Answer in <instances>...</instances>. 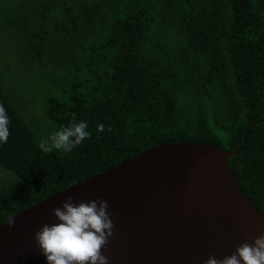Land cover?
<instances>
[{
    "label": "trees",
    "instance_id": "obj_1",
    "mask_svg": "<svg viewBox=\"0 0 264 264\" xmlns=\"http://www.w3.org/2000/svg\"><path fill=\"white\" fill-rule=\"evenodd\" d=\"M172 1H13L12 15L3 23L12 30L8 36L14 37L22 64L58 89L46 98L47 119L59 129L75 114L88 123L91 137L71 153H43L0 87V104L10 120L8 141L0 143V166L18 180L15 190L0 197V223L151 145L192 140L231 151L241 141L230 165L241 191L264 214V0H223L219 42L233 90L244 104L230 124L218 122L203 99L191 118L169 110L168 97L180 94L170 89L182 79L160 63L143 61L145 46L151 48L160 33L156 25L165 21L160 8ZM176 1L190 37L187 60L196 68L200 32L190 23L189 0ZM188 82L201 93L196 76ZM98 123L105 125L103 132Z\"/></svg>",
    "mask_w": 264,
    "mask_h": 264
},
{
    "label": "water",
    "instance_id": "obj_2",
    "mask_svg": "<svg viewBox=\"0 0 264 264\" xmlns=\"http://www.w3.org/2000/svg\"><path fill=\"white\" fill-rule=\"evenodd\" d=\"M240 143L234 151L200 140L151 145L34 202L0 223V264H48L35 233L60 222L54 209L68 197L76 205L107 201L109 264H205L231 255L264 234V214L230 165Z\"/></svg>",
    "mask_w": 264,
    "mask_h": 264
},
{
    "label": "rangeland",
    "instance_id": "obj_3",
    "mask_svg": "<svg viewBox=\"0 0 264 264\" xmlns=\"http://www.w3.org/2000/svg\"><path fill=\"white\" fill-rule=\"evenodd\" d=\"M13 1L0 0V87L29 129L37 137L46 138L53 130H58L46 117V98L51 93L57 94L58 89L52 85V79L46 80L38 75L34 78L22 64L14 46L15 39L8 36L12 30L4 27L3 23L12 15L10 6ZM189 2L192 6L190 23L200 32V40L194 51L197 71L195 67L191 68L187 60L190 37L181 24L184 10L176 0L160 8L165 21L156 25L160 33L151 43V48L148 44L145 46L149 50L143 52V61L160 63L182 79L170 89L180 94L174 98L168 97L169 110L180 115L184 113L187 118H191L198 102L203 99L218 122L230 124L243 112L244 104L233 90L231 75L219 42L223 33L225 2ZM146 56L151 58L146 59ZM193 75L197 77L200 94L198 88L188 82ZM17 186V178L0 166V197L12 192Z\"/></svg>",
    "mask_w": 264,
    "mask_h": 264
},
{
    "label": "clouds",
    "instance_id": "obj_4",
    "mask_svg": "<svg viewBox=\"0 0 264 264\" xmlns=\"http://www.w3.org/2000/svg\"><path fill=\"white\" fill-rule=\"evenodd\" d=\"M9 124L7 111L0 104V143L8 141ZM104 129V124H97L98 131ZM90 137L88 123L78 121L73 114L67 126L53 130L46 138H36L34 143L45 154L56 151L63 155L71 153ZM108 207L103 199L76 205L72 197H68L62 208L54 209L60 222L45 224L35 233L37 247L46 256L48 264H109L108 257L102 254L113 235L114 224ZM8 225L15 227L14 220L10 218ZM205 264H264V234L255 237L252 243L243 242L222 259L210 257Z\"/></svg>",
    "mask_w": 264,
    "mask_h": 264
}]
</instances>
